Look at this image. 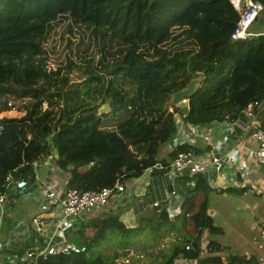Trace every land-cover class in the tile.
Wrapping results in <instances>:
<instances>
[{
  "label": "trees",
  "instance_id": "trees-1",
  "mask_svg": "<svg viewBox=\"0 0 264 264\" xmlns=\"http://www.w3.org/2000/svg\"><path fill=\"white\" fill-rule=\"evenodd\" d=\"M257 1L263 11L264 0ZM240 14L229 0H0V114L16 101L23 111L0 117V193L8 173L34 181V163L54 150L70 187L92 191L138 178L159 161L160 145L178 129L176 118L209 125L226 116L234 122L249 102H264V33L233 39ZM57 24L98 39L97 65L66 58L47 68L46 46ZM104 46L115 50L104 54ZM81 66L84 79L70 82V71ZM195 77L201 80L187 106H172L173 94ZM107 101L110 111L99 114ZM189 148L182 143L175 151ZM197 180L203 190V180ZM205 206L195 211L184 202L171 213L166 203L139 217L133 228L107 215L93 221L98 234L83 242L86 252L47 256L37 264H115L128 254L130 231L149 229L154 239L181 233L161 264L181 254L198 264H223L215 255L222 246L208 241L207 256L199 258V241L192 237L209 221ZM107 232L124 246L109 244ZM187 244L192 248L186 250Z\"/></svg>",
  "mask_w": 264,
  "mask_h": 264
},
{
  "label": "crops",
  "instance_id": "crops-1",
  "mask_svg": "<svg viewBox=\"0 0 264 264\" xmlns=\"http://www.w3.org/2000/svg\"><path fill=\"white\" fill-rule=\"evenodd\" d=\"M258 21L259 16L251 25V33L254 35L264 33V25H255ZM183 119L176 118L178 129L170 142L175 147L182 143L191 145L189 149L196 153L193 162L184 170L174 173L173 179L172 175L153 174L154 171L150 173L147 170L138 178L127 179L124 184V203L119 199L112 200L99 209L92 219L81 225L79 232L75 233L74 237L69 236V239L79 243L91 237L95 233V228L88 231L87 227L94 220L102 219V215H116L126 227L131 228V221L135 220L129 218L132 216L131 212H135L139 218L155 210L146 202L150 197L160 200L159 208L166 203L170 207L168 202L171 198L178 200L173 201V212L180 211L179 208L184 202L191 203L195 211L200 203L206 202L205 215L209 221L200 231L192 232V237L195 236L199 241V258L207 256L205 247L208 241L213 240L222 246L223 250L215 255L220 256L223 263L264 264V243L261 239L264 230V164L257 162L253 157V152L257 148L256 130L264 129L262 127L264 102H259L254 115L249 119L238 117L234 122H229L224 116L209 125L188 124ZM212 146L214 152L211 153L209 150ZM172 149L158 150L156 159H169ZM213 155L218 157L216 162L212 161ZM53 167L59 169L51 159L37 165L38 171L36 169L34 181H29L31 183L29 189L17 195L16 205L3 213L4 224L2 223L0 238L7 240L8 237L15 235L17 237L10 244L13 248L16 246V249L11 251L12 254L21 255L22 252L18 249L29 244L31 241L28 243L27 241L37 232L15 226L21 225L18 221L24 224L36 212L39 199L36 182L38 179L49 180L56 171H52ZM144 174L147 181L140 185L138 179ZM63 176L61 172L58 173V176L56 175L58 181L54 179V184L63 183L65 179ZM197 177L203 180L205 185L202 184L203 190L197 188L199 182ZM167 182L171 183L174 190L172 196L165 185ZM9 195L13 194L9 192ZM18 197H21L19 202ZM41 225L46 227L48 223ZM210 226L215 230L210 231ZM20 232H26L27 237H20ZM183 257L187 260L186 264H198L197 259Z\"/></svg>",
  "mask_w": 264,
  "mask_h": 264
},
{
  "label": "built area",
  "instance_id": "built-area-1",
  "mask_svg": "<svg viewBox=\"0 0 264 264\" xmlns=\"http://www.w3.org/2000/svg\"><path fill=\"white\" fill-rule=\"evenodd\" d=\"M240 0H231L233 5L239 9ZM262 10V5L257 0H244V9L241 12L240 18L233 31L232 38H245L248 36L247 28L252 21L257 17ZM183 104L186 103L184 100ZM258 101L249 102L241 113V118L249 119L254 115L258 106ZM49 107V105H45ZM257 140V148L253 152L255 160L261 164H264V129L257 128L255 133ZM214 152L213 146L209 150ZM196 157V153L192 150L177 151L169 163L171 169V175L176 172H180L188 167ZM52 160V155H41L37 162L34 163L35 173L38 171L37 165H40L42 161ZM218 157L213 155L212 161L216 162ZM68 166L67 169H70ZM155 167L162 168L163 165L158 161L153 167L146 169L150 173L154 171ZM62 173L65 178L63 183L54 184L53 173L50 179L47 181L37 180L36 185L39 189L37 210L33 213L27 221L21 225L15 227L28 228L31 231L37 230L35 235L27 241L30 242L26 246L19 248L21 255L12 254L13 248L11 242L17 239L14 237H8L7 240L0 238V264H37L41 259L47 256L53 255H72L81 254L86 251L85 244L74 243L69 240V236H73L80 226L85 224L90 218H92L99 209L110 203L112 200L119 199L122 203L125 201V182L116 181L113 186L102 188L99 190L82 191L78 188L70 187L67 184L66 173H63L61 169H55L52 171ZM50 180H53L50 182ZM58 181V180H57ZM32 182V181H30ZM26 178L15 177L12 173H8L5 178V192L0 193V234L3 230L2 223L4 224L3 213L8 208L15 206L16 196L27 191L31 183ZM167 182L165 185H167ZM12 193L13 195H9ZM24 193V192H23ZM174 190L169 195H173ZM9 195V196H7ZM146 202L154 208H158L161 204L160 200H156L152 197L147 198ZM116 216V215H109ZM19 220V219H17ZM48 223V226H42V223ZM17 223V222H16ZM15 223V224H16ZM50 224V225H49ZM38 225L40 228H38ZM25 231V230H23ZM19 236L26 238V232H20ZM33 238V239H32ZM261 239L264 243V230L261 233ZM192 246L190 244L185 245V249L189 250ZM130 260L128 258L116 261L115 264H128ZM187 260L182 255H177L174 258L173 264H186ZM226 264V263H223ZM260 264V263H258ZM262 264V263H261Z\"/></svg>",
  "mask_w": 264,
  "mask_h": 264
},
{
  "label": "rangeland",
  "instance_id": "rangeland-1",
  "mask_svg": "<svg viewBox=\"0 0 264 264\" xmlns=\"http://www.w3.org/2000/svg\"><path fill=\"white\" fill-rule=\"evenodd\" d=\"M60 24V23H59ZM264 25V10L259 15V21L258 23H255V25ZM56 28L54 29L55 33L52 34L51 39L47 43V68L48 69H55L57 66L63 65L66 58H72L76 64L82 65L87 61V59H90L93 61V65H97V62L101 60L100 53L98 52V49L100 48L98 46V39L94 38L89 31H82V28H78L74 25H72V30L68 32L67 30L64 31L63 25H55ZM64 31V32H63ZM71 41L70 46H68V42ZM103 43H100V46H102ZM103 53L106 52H113V48H108L104 46ZM115 47V45H114ZM114 57V56H113ZM112 56H106V58L109 60V63L112 62ZM84 66H81L80 71L73 68L70 73V82L78 83L84 79V75H82ZM108 103V101H107ZM106 103V104H107ZM105 104V105H106ZM171 104V101H170ZM22 103L16 101L15 102V108L3 112L0 114V117L3 115L7 116H21L23 114V111H19V107H21ZM173 106V105H172ZM181 106V105H180ZM183 108V107H181ZM179 122V120H177ZM161 150L162 148H165L166 150H169L171 148L174 149L173 155L176 153L175 146L171 144L170 140L161 144L159 147ZM172 149V150H173ZM171 150V151H172ZM173 156H170L169 159H161L159 162L163 165L162 168L155 167L154 170H158L161 173H163L165 176L170 175L171 176V169L169 166L170 161L172 160ZM169 160V161H168ZM174 174L171 176L173 179ZM136 181V180H135ZM147 181V176L144 174L141 178L138 179V182L140 185H143ZM19 198V197H18ZM21 197L17 200H19ZM171 200V201H170ZM168 202L170 204V211L173 213L174 204L173 201H178L176 199L173 200L171 198ZM130 219H135L134 222L131 221V228L136 227L138 225V216L135 212H131ZM102 217H105V215H102ZM92 224H89L87 227L88 231H91ZM184 231L190 232L189 229H183ZM137 230L130 231V236H127L126 242H128V250L126 257H120L117 259L118 261H121L122 259L128 258L132 264H161L162 261L165 259V256L170 252L172 242L180 237L181 233L179 232H171L167 237H163L161 239L159 238H152V231L146 230L144 234V231L141 233H137ZM156 233V231H154ZM116 238V239H115ZM121 237H113L112 238V244L117 243L118 247H123L124 242L121 240ZM101 251H104L101 249ZM121 249H117V252H120ZM110 252H113L110 250Z\"/></svg>",
  "mask_w": 264,
  "mask_h": 264
},
{
  "label": "water",
  "instance_id": "water-1",
  "mask_svg": "<svg viewBox=\"0 0 264 264\" xmlns=\"http://www.w3.org/2000/svg\"><path fill=\"white\" fill-rule=\"evenodd\" d=\"M243 4V0L240 1V7H242ZM201 78L200 77H195L193 79L190 80V82L187 84V86L184 89H181L177 92H175L171 98V105H178L179 103H181L184 99L188 98L189 96L192 95V93L197 89L199 83H200ZM105 102L99 109H98V113H107L110 111V105H109V101ZM106 104V105H105ZM179 115H182V111L180 110L178 112ZM184 121V119H183ZM54 157H57V150L53 151ZM167 190L168 192H171L172 190V186L171 184H169L167 186Z\"/></svg>",
  "mask_w": 264,
  "mask_h": 264
},
{
  "label": "clouds",
  "instance_id": "clouds-1",
  "mask_svg": "<svg viewBox=\"0 0 264 264\" xmlns=\"http://www.w3.org/2000/svg\"><path fill=\"white\" fill-rule=\"evenodd\" d=\"M230 2H231V0H229ZM241 1V0H240ZM240 1H239V9H237L234 5H233V3L231 2V4L238 10V11H240L241 10V12H242V10L244 9V0H243V4H242V7H240ZM261 4V3H260ZM262 12V10L259 12V14L257 15V17L252 21V23L258 18V16L260 15V13ZM241 15V14H240ZM251 23V24H252ZM250 24V25H251ZM237 25V24H236ZM250 25H249V27H250ZM249 27L247 28V32H248V36H246L245 38H238V39H246V38H248V37H250V36H252V35H254V34H252L251 33V30L249 29ZM235 29V28H234ZM255 35H257V34H255ZM186 101V103H182L183 101ZM181 103H179L178 105H174L175 107H180V105H186L187 106V100H188V98H186V99H184ZM181 108V107H180ZM182 111V110H181ZM53 156H54V154H53ZM53 156H52V160H53ZM57 166V165H56ZM58 167V166H57ZM59 168V167H58ZM82 168H85V166L84 167H82ZM60 169V168H59ZM63 171V170H62ZM63 173H65L64 171H63ZM127 180V179H126ZM125 180V181H126ZM119 181V180H118ZM121 181V180H120ZM125 181H122V182H125ZM169 184H171L170 182L166 185V186H168ZM172 186V185H171ZM81 190V189H80ZM172 190H173V188H172ZM171 190V191H172ZM82 191H84V190H82ZM171 193V192H170ZM155 209H157V211L159 210V207L158 208H155ZM106 217V216H105ZM114 217H116V216H114ZM104 218V217H103ZM92 219V218H91ZM97 230H98V228L97 229H95V233L94 234H92V236H96L98 233H97ZM79 231H77L76 233H78ZM107 234H108V237H109V239L108 240H110V242H109V244H112V238H113V235H112V233L111 232H107ZM75 235V234H74ZM74 235H73V237H74ZM91 236V237H92ZM91 237H88V238H91ZM70 240V239H69ZM71 241V240H70ZM71 242H73V241H71ZM74 243H76V242H74ZM104 242H102V240H99V244L100 245H102V246H104V244H103ZM79 244H83V242H79ZM191 245V244H190ZM192 246V245H191ZM86 252V251H85ZM182 255V254H181ZM116 261L117 260H115V263H116ZM130 263V262H129Z\"/></svg>",
  "mask_w": 264,
  "mask_h": 264
}]
</instances>
